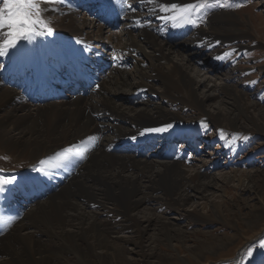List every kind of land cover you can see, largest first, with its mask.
<instances>
[{"label": "bare ground", "instance_id": "6f19581e", "mask_svg": "<svg viewBox=\"0 0 264 264\" xmlns=\"http://www.w3.org/2000/svg\"><path fill=\"white\" fill-rule=\"evenodd\" d=\"M78 1L42 4V8L49 9L45 15L51 34L44 32L31 42L20 40L16 47L6 49V54L0 56L6 61L0 69V153L29 165L22 172H10L8 177L16 179L0 192V264H132L125 258L126 253H139L142 259H148L156 255L157 246L174 249L173 243H183L185 235L180 228L157 216V210L146 206L144 201L148 199L178 213L191 196L209 190L216 177L203 180L200 172H187L176 162L147 158L141 161L113 153L122 144H138L162 134L146 129L174 126L178 117L161 111L157 105L147 103L136 108L126 103L128 99L138 103L143 92L156 93L155 81L162 86L161 99L192 108L201 117L232 128L240 127L241 119L264 133V111L252 115L242 93L229 90L221 79L209 77L203 71L194 76L196 79L189 73L192 61L188 51L202 46L212 50L241 36L237 29L240 21L233 12L213 14L206 29L187 23L173 26L159 18V4L130 0L131 7L122 20V36L113 43L112 36L103 38V28L95 20L77 13ZM195 1L165 0L178 4ZM163 26L171 27V32H187L188 38L192 36L185 44L186 40L179 41L184 45L180 48L168 45L175 44L174 38ZM103 45L111 68L87 95L48 103L30 101L31 91L59 83L51 77V72L59 67L57 59L62 56L57 47L66 48L77 60L105 66V62L98 63L97 54ZM213 53V58L219 60L225 54L219 48ZM121 58L132 62L131 74L121 68ZM144 64L148 70L142 68ZM199 87L203 95H197ZM217 90L230 96V101H221L209 113L206 101ZM90 136L95 139L88 140ZM66 149L71 152L66 153ZM42 160L44 165L40 164ZM70 175L79 176L69 179ZM28 185H33L31 193L44 189L42 199L49 195L48 190L58 187L59 190L45 201L30 202ZM14 188L19 195L12 192ZM25 201L31 208L29 211L18 205ZM214 203L202 207L197 204L196 210L206 208L221 219L222 206ZM91 207H99L100 214L89 210ZM259 208L264 210L261 197ZM98 215H110L113 220H98ZM183 215L193 220L187 211ZM20 216L23 218L17 223ZM125 230L132 235L122 241L129 243L128 250L117 243L116 234ZM148 233L154 236L148 237ZM214 244L219 246L218 242ZM182 250L195 260L204 251L202 246L198 250L185 247ZM158 260L187 264L177 255Z\"/></svg>", "mask_w": 264, "mask_h": 264}, {"label": "rangeland", "instance_id": "374dc122", "mask_svg": "<svg viewBox=\"0 0 264 264\" xmlns=\"http://www.w3.org/2000/svg\"><path fill=\"white\" fill-rule=\"evenodd\" d=\"M85 1L93 2L96 0ZM196 3L197 1L193 4ZM218 4H223L224 6L221 7ZM218 4L208 7L209 10L203 15V23L201 26L199 24H196V26L200 29H206V22L213 14L233 12L240 21L237 29L241 31V36L229 44H220L221 46L218 45L212 50H207L206 47L202 46L188 51V57L192 61V69L189 73L196 77L199 71H203L209 77L221 79L226 83L229 90L233 88L243 94V102L246 105L250 104L248 109L255 116L258 111H264V0H218ZM0 7H3L2 2H0ZM80 16L85 17L81 14ZM45 17L47 19L46 15ZM163 27L165 28L166 26ZM106 31L108 30H102L103 38L112 36L111 41L113 43H116L118 37L122 36L121 33L108 35ZM190 36L192 34L189 35V38ZM187 39L183 42L184 44ZM183 43L172 44L170 42L168 45L180 48L184 46ZM216 48L225 52L220 60L212 56L215 54L213 51L217 50ZM101 51L100 55L97 53L101 59L100 62L102 60L106 62L107 52L102 49ZM109 53L115 54L108 52V55ZM122 60L123 58H121V62ZM0 61L4 62L3 65L6 63L2 58H0ZM131 63H127L128 66L123 68L128 74L134 71ZM142 68L148 70L147 64L142 65ZM154 84L156 93L147 94L143 92L142 97L144 99H137L138 103H132L129 99L126 100V103L136 108H142L144 107L143 105L150 103L153 106L157 105L162 108L161 111L169 112L178 117L169 131L161 133L170 134L177 132L175 137L180 139V141L174 143L176 151L180 154L183 153L184 156H177L168 162L178 163L187 172L194 170V172H200L203 175V180H208L210 177L216 178L208 188L209 190L202 194H196L194 197L191 196L186 202L187 204L183 206L182 212L180 210L178 213L167 211L166 207H161V205L145 199V205L157 210L155 212L157 216L166 218L172 227L180 228L185 235L184 244L175 242L172 245L174 249L157 246L156 255L148 259H142L139 253L134 252L126 253L125 258L132 264H160L161 262L174 264L166 261L159 263L158 259L163 256L173 259L176 255L183 258L187 264H264V248L260 246L261 242L264 241V210L259 208L260 197L264 199V133L254 129L251 124L243 122L241 119L239 121H241L242 125L236 128L212 122L207 117H201L200 113L194 109L192 110V108L161 99L162 86L159 81H155ZM54 88V86L43 87L36 91L40 96L46 93L44 97H48V91ZM213 93L211 95L212 98L206 101V108L209 113L213 112L214 106L220 104L221 101L222 103L230 101V96L225 95L221 91L217 90ZM199 94H204L202 87L197 90V95ZM30 96H33L30 101L35 100L33 93H30ZM191 135L193 137L189 142L183 138H190ZM192 142H196L194 149L191 148V145H188V143ZM162 145L160 144L159 148ZM164 153L165 151H161L160 155ZM120 156L122 157V155ZM136 159L144 161L146 158L138 157ZM148 160L167 161L157 158L152 159V155L148 156ZM27 165V163L16 162L0 153V176L8 177L10 172H22L29 166ZM77 176L79 175H70L69 179L77 178ZM222 176L226 179L222 178ZM32 186H27V192L31 197L30 202L35 198L36 193L39 194L38 191L34 195L30 192ZM18 189L20 188L18 187ZM18 189L14 188L12 192L19 195V193L17 194ZM58 190L59 187L51 189L49 195L43 199L42 195L44 194H40L41 198L39 199L45 201L51 194L57 193ZM210 202H215L214 205L216 206H222L219 208L223 214L221 219L211 215L206 208H197L196 210L197 204L202 207L203 204L208 205ZM18 205L22 210L29 211L31 209L26 201ZM97 208L91 207L89 210L100 214L101 210H99V207ZM184 210L193 216V220L183 217ZM22 218L20 216L17 223ZM98 218V220H113L110 215H98ZM129 232L125 230L116 234L118 237L117 243L126 250L130 249L131 246L129 243L122 241L132 238ZM153 236L152 233H148V237ZM214 242H218L219 246L215 244L213 246ZM201 246L204 251L197 260L192 259L187 255L186 251L182 250V247L189 250H198ZM212 247H215V249L211 250ZM249 252L251 255H249Z\"/></svg>", "mask_w": 264, "mask_h": 264}, {"label": "snow or ice", "instance_id": "6c2138e0", "mask_svg": "<svg viewBox=\"0 0 264 264\" xmlns=\"http://www.w3.org/2000/svg\"><path fill=\"white\" fill-rule=\"evenodd\" d=\"M3 7H0V56L6 54V49L16 47L20 40L31 42L32 38L47 32L49 35L52 32L50 22L46 19L45 13L49 11L47 7L41 5L64 3L65 0H0ZM149 4H159L157 9L159 18L175 26L177 23L196 24L193 18L195 12L200 9L212 7L218 4V0H197L196 4H178L174 2H165V0H147ZM223 7V4H218ZM131 7V5H129ZM56 11V9H51ZM219 58V57H218ZM171 125H165L161 129H146L148 132H163ZM88 140H94L95 137H88ZM83 144L84 141H81ZM76 147V146H74ZM66 153L71 150L66 149ZM80 158H84V154L78 152ZM41 165L45 161H40ZM41 170V169H37ZM16 177L0 176V192L4 191L5 186L15 181ZM264 248V241L260 245ZM249 255L251 253L249 252Z\"/></svg>", "mask_w": 264, "mask_h": 264}]
</instances>
